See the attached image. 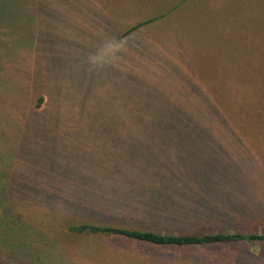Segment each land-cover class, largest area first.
Listing matches in <instances>:
<instances>
[{
  "label": "rangeland",
  "instance_id": "obj_1",
  "mask_svg": "<svg viewBox=\"0 0 264 264\" xmlns=\"http://www.w3.org/2000/svg\"><path fill=\"white\" fill-rule=\"evenodd\" d=\"M14 32L22 39L0 55V192L17 183L11 194L31 193L37 204L26 214L34 227L15 220L17 231H0L2 256L264 264V242L164 249L73 235L62 213L125 193L139 209L156 203L177 216L139 227L264 234V0H0V44ZM30 85L48 93L39 114L26 108ZM174 114L216 116L222 126L143 125ZM48 193L51 214L40 209L51 206Z\"/></svg>",
  "mask_w": 264,
  "mask_h": 264
},
{
  "label": "trees",
  "instance_id": "obj_2",
  "mask_svg": "<svg viewBox=\"0 0 264 264\" xmlns=\"http://www.w3.org/2000/svg\"><path fill=\"white\" fill-rule=\"evenodd\" d=\"M163 16L164 15L138 22L126 31V35H130L142 27L154 24ZM7 35L9 36V34ZM21 39L22 34H16V32L11 33V38L0 44V55L6 54L8 47L11 46L12 42ZM47 94V91L44 89V87H42V85L28 86L26 90V99L28 102L26 108L31 110L33 114L41 113V111L45 108L44 104ZM144 121L145 120L142 118L138 120L140 124H143ZM222 122L226 123V126H228L227 118L223 117ZM143 125H147V127L151 128L154 127L168 130L180 128L210 129L212 127L222 126L221 122L216 116H204L203 114H195V116L180 114H174L168 117L159 116L157 118L148 119ZM238 126L241 127V124L238 123ZM9 187L11 191V188H19V185L17 183L11 182L5 187H1L0 231L7 233L5 224H8V228L11 230L17 231L15 229L17 226L15 220L20 222L18 225L19 229L22 227H34L27 219L28 216L26 214L29 213L28 211H30V209L33 210L32 206H35L37 201L34 199L31 193L28 194L25 191H21V197L18 198V196L11 194ZM45 187V184H41L39 187L40 189L37 190L46 192ZM115 195H117V197L111 195L109 197L113 198L95 199L99 200L96 204L105 206H88L86 208L72 207L62 212L65 213V216L69 218L67 221V231L76 236H103L106 238L125 239L128 241L144 243L151 247H159L164 249H185L200 245H217L233 242H264V234H243L240 232H219L216 234L203 235L175 234L169 232L164 233L150 227H141L148 225L159 227L161 225L169 224L176 220L177 216L172 213L169 208H159L156 203H151L149 206V201H145L146 205L149 207L145 209H139L138 204H135L133 199L130 200L123 196L125 193ZM46 196H49L46 197V200L51 206H44L40 209L44 210V212L49 211L50 213L51 210H55L54 207H52L54 197H52V193H48ZM103 200H107V202H104ZM10 203H12V205H9ZM27 205H29V208L25 207ZM24 208L27 209V211ZM16 209H21L22 213L17 214L16 216ZM23 218L25 219L23 220ZM138 224L141 226L139 227ZM39 237L44 243H46L47 240H50V238L45 235L44 230H42V232L39 231ZM42 241L41 244H44ZM0 264L33 263H28L21 258L4 257L2 256V251L0 250Z\"/></svg>",
  "mask_w": 264,
  "mask_h": 264
}]
</instances>
